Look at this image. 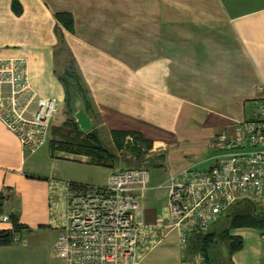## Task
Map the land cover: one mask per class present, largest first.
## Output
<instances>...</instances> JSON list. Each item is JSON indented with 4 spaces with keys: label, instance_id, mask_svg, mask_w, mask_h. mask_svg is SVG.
I'll return each instance as SVG.
<instances>
[{
    "label": "crops",
    "instance_id": "crops-1",
    "mask_svg": "<svg viewBox=\"0 0 264 264\" xmlns=\"http://www.w3.org/2000/svg\"><path fill=\"white\" fill-rule=\"evenodd\" d=\"M15 1L20 15L13 10ZM57 13L72 15L73 33ZM61 48L71 60L62 68ZM11 58L26 59L40 99L57 101L60 117L54 125L70 120L59 76L70 67L83 78L93 126L84 132L76 110L74 120L81 132H98L114 158L109 166H98L76 155L106 171L95 187L105 186L119 169H153L138 215L144 223L140 264H181L184 255L195 254L196 234L182 251L177 233L168 230L169 190L159 186L188 165L211 164L215 137L256 115L264 89V0H0V59ZM113 131L140 133L153 149L124 161L125 149H116ZM26 158L19 138L0 121V214L15 215L28 227L21 238L48 227L60 234L65 189L30 172L35 166L28 171ZM9 225L0 223V231ZM236 235L244 245L231 254L225 243L229 263L264 264V231L241 228ZM17 244L0 246V264H27ZM207 264L223 263L213 255Z\"/></svg>",
    "mask_w": 264,
    "mask_h": 264
},
{
    "label": "built area",
    "instance_id": "built-area-1",
    "mask_svg": "<svg viewBox=\"0 0 264 264\" xmlns=\"http://www.w3.org/2000/svg\"><path fill=\"white\" fill-rule=\"evenodd\" d=\"M256 115L223 130L214 141L211 164L188 165L170 176L167 228L186 251L193 234L208 232L238 202L264 206V89ZM59 105L40 99L30 84L24 58L0 59V121L33 155L49 143ZM54 182V181H53ZM56 183V181H55ZM65 189V223L56 242L66 264H140L144 223L141 201L150 189L144 167L112 172L103 187L57 183ZM0 223L10 224L0 214ZM21 237L14 236V243ZM181 264H207L202 254Z\"/></svg>",
    "mask_w": 264,
    "mask_h": 264
},
{
    "label": "trees",
    "instance_id": "trees-1",
    "mask_svg": "<svg viewBox=\"0 0 264 264\" xmlns=\"http://www.w3.org/2000/svg\"><path fill=\"white\" fill-rule=\"evenodd\" d=\"M13 10L18 15L22 13L23 9L18 1L14 2ZM56 18L65 29L71 33L74 32V21L71 14L57 13ZM59 79L66 92V115L68 117L72 116V118H69L70 120H67L64 125V127L71 128L72 130L66 134L64 133L65 138L63 140V151L69 154L88 156L93 165L109 166V160L111 159V161H113L114 158L105 147H102L98 134L94 131L87 134L81 132L74 120L73 115L76 110L75 104L78 99L82 101L87 112L92 110V104L89 96L90 92L83 78L75 68H71L61 74ZM112 138L118 151L130 146L132 147L134 156L137 158H141L153 149V142L146 140L140 133L113 131ZM0 201H3V199H0ZM243 202H248L250 204L252 207L251 211L245 214H236L231 216V214L236 211ZM259 208H264V206L250 201L236 203L229 210L227 215H225V218L228 217L232 220L230 230L239 228H264V222L259 221V215L252 212L253 210H257L259 212ZM9 217L11 219L10 224H12L14 231H0V246H10L14 244V236L23 234L28 229V227L19 222L17 216L10 215ZM230 230L227 229L224 231L225 233L223 234V239H225L226 243L229 244L230 253L234 254L243 248L244 240L241 236L232 235ZM206 233L208 232L196 233L194 237L196 238V243L192 250L195 254H202L205 257L206 262L210 263L212 260V256L210 255V250H212L211 245L217 236H207Z\"/></svg>",
    "mask_w": 264,
    "mask_h": 264
},
{
    "label": "rangeland",
    "instance_id": "rangeland-1",
    "mask_svg": "<svg viewBox=\"0 0 264 264\" xmlns=\"http://www.w3.org/2000/svg\"><path fill=\"white\" fill-rule=\"evenodd\" d=\"M63 47V46H62ZM62 54L59 55V65L62 68L67 66L70 63V55L66 50L61 48ZM70 68V67H69ZM68 68V70H69ZM71 69V68H70ZM71 71V70H70ZM60 117V112L55 117ZM69 118H72L70 116ZM56 119V118H55ZM54 119V120H55ZM53 126L51 130V138L50 144L55 153L54 156H50V144L48 143L41 150H39L36 154L29 155L27 154L28 166L27 169L30 171L31 166H35V170H31L30 172L34 173L38 176H46V178L56 180V183H66L72 182L75 184H82L85 186L95 187L99 186L105 181L106 171L103 168L94 167L91 164L82 163L83 158L73 156V159L62 158L63 156L60 152H63V140L65 138L64 133L66 134L71 128L64 127V124H56ZM98 134V132H96ZM99 136V135H98ZM100 140V137H99ZM102 143V147H107V142ZM109 147V146H108ZM76 149V148H75ZM134 153L132 152V147L128 146L125 148L124 153L122 154V159L124 161L133 159ZM111 162V159L109 160ZM208 167V166H206ZM203 166H198V169L206 168ZM150 177L153 179V169L149 170ZM55 182V181H54ZM2 201H0V205ZM252 207L248 202H243L234 211L231 216L236 214H245L250 212ZM261 211L253 210V213L259 215V221L264 222V208H259ZM229 212V211H228ZM227 212V213H228ZM227 215V214H226ZM231 219L225 218L223 216L215 225L211 227L208 231V235L217 236V238L212 242V250H210V255H216L223 264L229 263V252L228 248L225 245L226 240L223 239V234L227 229H231ZM12 224L9 225L11 230ZM43 231H34L33 233L30 231L26 233L23 238L20 239L17 246L21 249L22 256L26 259L27 264H66L65 260L60 258L56 252V242L58 240L59 234L56 230H53V227L42 228ZM241 229V228H239ZM259 230L264 231V228ZM237 229L230 230L232 235H236ZM215 234V235H214ZM237 236V235H236ZM196 238L192 240V246L195 245ZM224 245V246H223ZM25 246V247H24ZM219 249V251H218ZM212 261V260H211ZM218 262V260H217ZM219 263V262H218Z\"/></svg>",
    "mask_w": 264,
    "mask_h": 264
},
{
    "label": "water",
    "instance_id": "water-1",
    "mask_svg": "<svg viewBox=\"0 0 264 264\" xmlns=\"http://www.w3.org/2000/svg\"><path fill=\"white\" fill-rule=\"evenodd\" d=\"M75 108L77 111L75 114V118L78 120L81 129L84 132H88L92 128L93 125H92L91 119L86 113L85 107L81 100L78 99L76 101Z\"/></svg>",
    "mask_w": 264,
    "mask_h": 264
}]
</instances>
